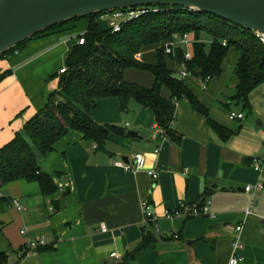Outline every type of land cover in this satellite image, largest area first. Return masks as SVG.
<instances>
[{
  "label": "crops",
  "instance_id": "crops-1",
  "mask_svg": "<svg viewBox=\"0 0 264 264\" xmlns=\"http://www.w3.org/2000/svg\"><path fill=\"white\" fill-rule=\"evenodd\" d=\"M100 22L105 25L102 18ZM86 27L81 20L57 28L0 59V74L10 71L0 82V148L43 108L46 94L57 89L65 57ZM146 54L141 51L138 58L154 64L155 58ZM236 60L231 49L221 75L205 91L194 89L209 117L231 133L226 140L186 100L175 105L173 130L179 139L174 141L161 137L151 111L136 102L130 100L122 111L117 99L97 101L93 121L120 127L124 136L111 133L99 148L69 131L37 164L40 174L52 177V194L43 195L36 181L17 180L1 188L0 196L10 201L0 209V253L7 255L8 264H228L239 225L243 248L235 254L242 258L240 264H264V85L250 93V112L232 102L236 82L232 89L226 82ZM123 77L144 88L154 83L152 74L133 68ZM161 96L169 99L170 93L162 88ZM230 112L243 118L231 121ZM127 130L137 131L139 138L127 137ZM136 155L144 157L142 170L125 172L117 166L133 164ZM254 160L259 171L251 167ZM150 171L157 173L156 181ZM256 185L261 190H244ZM144 198L159 231L143 222L139 203ZM206 203L213 217L188 216L193 206ZM166 213L172 218L166 219ZM146 233L153 239L131 259ZM38 239L47 250L16 258L26 243ZM113 253L121 258L113 259Z\"/></svg>",
  "mask_w": 264,
  "mask_h": 264
},
{
  "label": "trees",
  "instance_id": "trees-1",
  "mask_svg": "<svg viewBox=\"0 0 264 264\" xmlns=\"http://www.w3.org/2000/svg\"><path fill=\"white\" fill-rule=\"evenodd\" d=\"M142 9L147 12L124 23L117 33H112L106 24L104 27L100 25L99 20L106 13L70 20L41 33L81 20L87 22L85 32L77 36L76 43L65 57L64 73L56 77L57 89L46 94L43 108L15 133L9 143L0 148V190L10 182L26 180L36 181L43 195L52 194L55 191L53 179L40 174L37 164L69 131L82 134L84 139L94 142L99 148H103L111 133L124 136L125 131L120 127L99 125L93 121L92 111L97 101L102 99H117L122 111L130 100L150 110L165 138L172 141L179 139L173 130L175 105L180 100H186L194 111L206 118L208 126L222 140L228 139L231 133L215 123L209 117L208 109L197 99L194 93V89L198 88L196 84L191 79L182 80L177 76L176 67L181 63L192 77H210L212 80L221 75L228 52L234 50L237 53L233 68L236 84L230 100L250 112V93L264 85V46L253 33L213 15L180 7ZM174 35H188L192 40L191 60H184L181 46L174 48L173 55L165 54L164 45ZM33 38L0 55V59L20 50ZM80 38L84 39L82 45L77 44ZM208 39L211 40L209 45ZM150 49L154 52V64L136 58L141 51ZM130 68L152 74V87L144 88L126 82L123 73ZM8 74L10 71L1 73L0 82ZM162 88L169 91V99L162 98ZM9 202V199L0 196V209L7 207ZM152 239L146 233L130 258L134 259ZM42 250L47 249L39 247L36 252ZM0 264H8L7 255L0 253ZM117 264L127 262L124 260Z\"/></svg>",
  "mask_w": 264,
  "mask_h": 264
},
{
  "label": "water",
  "instance_id": "water-1",
  "mask_svg": "<svg viewBox=\"0 0 264 264\" xmlns=\"http://www.w3.org/2000/svg\"><path fill=\"white\" fill-rule=\"evenodd\" d=\"M180 7L264 35V0H0V55L59 24L142 7ZM260 127V121H256ZM126 136L138 139L137 131Z\"/></svg>",
  "mask_w": 264,
  "mask_h": 264
},
{
  "label": "built area",
  "instance_id": "built-area-1",
  "mask_svg": "<svg viewBox=\"0 0 264 264\" xmlns=\"http://www.w3.org/2000/svg\"><path fill=\"white\" fill-rule=\"evenodd\" d=\"M147 10L142 9V8H136V9H128V10H119V11H114L110 13H106L103 15L101 18L105 21L106 26L112 31V33H117L120 31L122 25L128 21H132L140 17L141 15L145 14ZM258 40L262 43L264 46V35H255ZM84 42L83 38H80L77 40L78 45H82ZM192 40L188 37V35H183V36H178L174 35L172 37V40L167 42V44L164 45V52L167 55L172 54L173 55V50L176 46H181L184 49V60L189 61L192 59V53H191V45H192ZM223 46H225V42L222 43ZM138 59V55L136 56ZM177 71V76L181 78L182 80L186 79H191L198 89L200 91H205L209 82L211 81L210 77H206L205 79H200V78H194L192 75L187 71L184 63H181L176 67ZM64 73V69L59 70V74ZM228 119L233 121V120H240L243 118L242 114H235V113H228L227 115ZM158 132L160 133L161 137L165 139L164 132L157 126ZM262 145L264 146V138L262 139ZM117 166L122 168L125 172H136L140 171L144 168V157L143 155H136L134 159L133 164L129 163H122L118 162ZM251 167L255 171L260 170V163L257 160L252 161ZM150 175L151 179L153 181H156L158 178V175L154 171L148 172ZM262 186L261 185H256V186H247L245 187L246 192H251V191H259L261 190ZM11 205L18 211L22 210V207L18 204L16 200L11 201ZM140 209L143 215V222L150 225L153 230L159 231V226L157 224L158 219L152 214V206L149 203L148 199L144 198L140 200ZM208 205L209 203H206L200 207L198 206H193L191 209H189L188 216L193 217V216H199V215H209L213 217L212 214L208 213ZM183 206L180 205L179 209H182ZM251 211H246L245 215L250 214ZM172 213H166L165 218L166 219H171L172 218ZM264 224V220H263ZM102 232H106V228L104 226L101 227ZM242 230V227L239 225L235 227V233L236 236L232 240V249H233V255L229 259L228 264H240L242 262V258H240L237 254H235L237 251L241 250L243 248V243L240 238V232ZM24 234V232H22ZM45 243L43 239H38L35 241H31L26 243V245L21 249L17 254L16 258L21 259L25 254L28 252H36L39 247H44ZM111 257L115 260H119L121 257L117 253L111 254Z\"/></svg>",
  "mask_w": 264,
  "mask_h": 264
},
{
  "label": "rangeland",
  "instance_id": "rangeland-1",
  "mask_svg": "<svg viewBox=\"0 0 264 264\" xmlns=\"http://www.w3.org/2000/svg\"><path fill=\"white\" fill-rule=\"evenodd\" d=\"M99 22H100V20H99ZM100 25H101L102 27H104V24L100 23ZM208 40H209V41H208ZM208 40H207V41H208L207 45H209V43H210V41H211L210 39H208ZM204 41L206 42V39H204ZM145 53H147L146 55H147V58H148V59L150 58V59H153V60H154L155 56H154V54H153L152 52H150L149 50H146ZM144 59H145V58H144ZM229 71H230V73H231L230 77L233 76V75H232V73H233V69H231V70H229ZM233 81H235V78H234V77H232V79H230V80L228 79L227 82H226L227 85H229V87H230L231 89H232V86H233ZM231 89H229V92H230ZM254 123H255V126H256V120H255ZM261 129H262V128H261Z\"/></svg>",
  "mask_w": 264,
  "mask_h": 264
}]
</instances>
